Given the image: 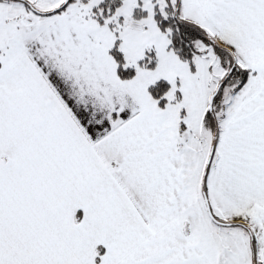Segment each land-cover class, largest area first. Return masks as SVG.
<instances>
[{"label":"snow or ice","instance_id":"snow-or-ice-1","mask_svg":"<svg viewBox=\"0 0 264 264\" xmlns=\"http://www.w3.org/2000/svg\"><path fill=\"white\" fill-rule=\"evenodd\" d=\"M0 264H264V0H0Z\"/></svg>","mask_w":264,"mask_h":264}]
</instances>
